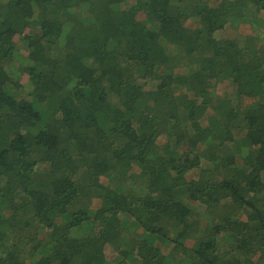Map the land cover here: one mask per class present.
Returning <instances> with one entry per match:
<instances>
[{"label":"trees","instance_id":"obj_1","mask_svg":"<svg viewBox=\"0 0 264 264\" xmlns=\"http://www.w3.org/2000/svg\"><path fill=\"white\" fill-rule=\"evenodd\" d=\"M261 14L0 0V264H264Z\"/></svg>","mask_w":264,"mask_h":264},{"label":"rangeland","instance_id":"obj_2","mask_svg":"<svg viewBox=\"0 0 264 264\" xmlns=\"http://www.w3.org/2000/svg\"><path fill=\"white\" fill-rule=\"evenodd\" d=\"M130 1V0H128ZM219 2L220 0H212V2ZM261 20L264 21V14H261L260 16ZM259 30L262 32V35L264 36V23L263 25H260ZM257 33V32H256ZM253 32L247 25H237L235 27L226 26L224 30L218 32L216 35L218 38H236L237 36H245V35H252ZM215 92L220 95L223 93L231 92V89L229 87L228 82L220 83L216 86ZM249 102V100H244V103ZM196 171L193 173H190L188 177H194Z\"/></svg>","mask_w":264,"mask_h":264}]
</instances>
